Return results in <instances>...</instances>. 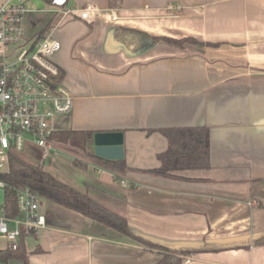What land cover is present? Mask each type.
Listing matches in <instances>:
<instances>
[{
	"label": "crops",
	"instance_id": "0c3cea01",
	"mask_svg": "<svg viewBox=\"0 0 264 264\" xmlns=\"http://www.w3.org/2000/svg\"><path fill=\"white\" fill-rule=\"evenodd\" d=\"M109 2L68 0L53 12L43 0H25L26 34L43 32L60 43L54 62L73 98L55 131L120 133L123 141L124 170L61 148L43 170L125 218L134 234L168 247L214 248L191 255L189 264H264V246L253 244L264 235V0H121L113 9ZM87 5L93 11L84 21L79 12ZM120 30L209 46L160 43L130 54L114 38L120 41ZM168 130H205L209 168L172 178L143 173L160 166ZM45 202L46 227L24 235V260L0 264L162 258ZM6 249L0 238V251Z\"/></svg>",
	"mask_w": 264,
	"mask_h": 264
},
{
	"label": "built area",
	"instance_id": "2783aa9c",
	"mask_svg": "<svg viewBox=\"0 0 264 264\" xmlns=\"http://www.w3.org/2000/svg\"><path fill=\"white\" fill-rule=\"evenodd\" d=\"M53 12L68 0H49ZM25 0H6L0 4V176L7 172L9 157L19 155L27 145L40 149L47 158L54 152L49 140L54 121L73 108L71 93L64 87L54 57L60 43L50 34L29 36L24 28ZM92 6L79 12L90 20ZM64 15L70 11H63ZM117 17L111 14V20ZM5 184L0 179V238L7 249L16 251L22 234L37 233L46 227L41 211L43 199L29 189L16 192L15 215L5 206ZM184 264L192 257H182Z\"/></svg>",
	"mask_w": 264,
	"mask_h": 264
},
{
	"label": "trees",
	"instance_id": "16d2710c",
	"mask_svg": "<svg viewBox=\"0 0 264 264\" xmlns=\"http://www.w3.org/2000/svg\"><path fill=\"white\" fill-rule=\"evenodd\" d=\"M43 2L49 4L50 1L43 0ZM120 2L121 0H110L109 8H116ZM120 33H122L120 41L117 39L118 36L114 35L115 40H118L117 45L130 54L143 52L152 45L160 43L178 49H183L185 44L209 46L208 44L198 43L193 39L172 40L127 30H120ZM42 34L43 32L39 35L41 36ZM93 135L92 133L86 134V146H84L81 153L85 157L102 161L111 164L119 170H124V160L106 161L96 157L91 148L87 149V145L92 142ZM164 136L168 140V148L166 152L158 156L160 166L156 169L143 171V173L157 177L172 178L174 177L173 174L178 171L206 170L209 168V142L208 134L205 130H168L164 131ZM74 164L77 165L75 161ZM0 179L5 184V206L9 216L17 213L15 191L29 189L45 201L73 211L138 245L150 250L160 251L162 258L156 264H180L184 256L214 251V248H208L206 246H163L134 234L128 229L125 218L93 201L87 194L80 193L55 179L52 175L45 172L41 166L25 163L17 155H11L9 157L7 172L1 174ZM23 237L24 234L20 238L19 247L16 251L9 249L0 251V262L6 263L12 259L24 260ZM253 244L256 246H264V235L255 238Z\"/></svg>",
	"mask_w": 264,
	"mask_h": 264
},
{
	"label": "rangeland",
	"instance_id": "374dc122",
	"mask_svg": "<svg viewBox=\"0 0 264 264\" xmlns=\"http://www.w3.org/2000/svg\"><path fill=\"white\" fill-rule=\"evenodd\" d=\"M35 6L39 9L42 8V5L39 2L33 1ZM185 45H191V44H185ZM184 45V46H185ZM56 120V119H55ZM55 124V121H54ZM56 128V126H54ZM86 135L82 133H59L54 132L49 140V143L51 144L52 148L54 150L61 148V151H69L73 153L79 154L86 146ZM64 151V152H65ZM19 158L24 161L25 163L41 166L44 168L47 165H50V158L46 159L43 155L40 149L30 147V145H27L26 148L18 155ZM1 197V193H0ZM43 207L46 205L45 200H43Z\"/></svg>",
	"mask_w": 264,
	"mask_h": 264
},
{
	"label": "water",
	"instance_id": "95a60500",
	"mask_svg": "<svg viewBox=\"0 0 264 264\" xmlns=\"http://www.w3.org/2000/svg\"><path fill=\"white\" fill-rule=\"evenodd\" d=\"M122 134L97 133L93 135V153L106 161H119L123 158ZM180 247V246H177ZM188 247V246H185ZM193 247V246H190Z\"/></svg>",
	"mask_w": 264,
	"mask_h": 264
}]
</instances>
